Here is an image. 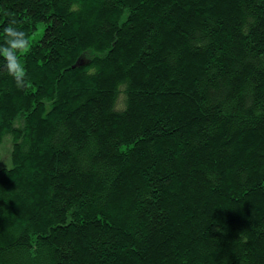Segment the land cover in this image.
<instances>
[{"label":"trees","instance_id":"1","mask_svg":"<svg viewBox=\"0 0 264 264\" xmlns=\"http://www.w3.org/2000/svg\"><path fill=\"white\" fill-rule=\"evenodd\" d=\"M12 20L0 264H264V0H0V43Z\"/></svg>","mask_w":264,"mask_h":264},{"label":"clouds","instance_id":"2","mask_svg":"<svg viewBox=\"0 0 264 264\" xmlns=\"http://www.w3.org/2000/svg\"><path fill=\"white\" fill-rule=\"evenodd\" d=\"M16 25L17 22L12 20L3 27L5 37L0 43V57L4 58L3 67L14 78L17 87L23 88L27 84L26 70L17 51L27 48L29 41L27 33Z\"/></svg>","mask_w":264,"mask_h":264},{"label":"rangeland","instance_id":"3","mask_svg":"<svg viewBox=\"0 0 264 264\" xmlns=\"http://www.w3.org/2000/svg\"><path fill=\"white\" fill-rule=\"evenodd\" d=\"M43 33V25L41 23L38 24L37 29L31 34L30 41L34 42L37 41ZM10 139L4 138L2 145L0 146V154H1V160H0V166L2 167H9L10 161H9V153H10Z\"/></svg>","mask_w":264,"mask_h":264}]
</instances>
